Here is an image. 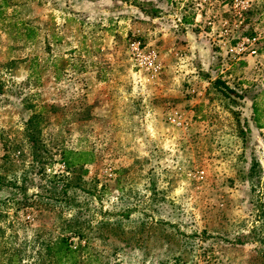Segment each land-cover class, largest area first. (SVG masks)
<instances>
[{
    "label": "rangeland",
    "instance_id": "obj_1",
    "mask_svg": "<svg viewBox=\"0 0 264 264\" xmlns=\"http://www.w3.org/2000/svg\"><path fill=\"white\" fill-rule=\"evenodd\" d=\"M6 1L3 10L14 18L0 20L28 19L38 35L26 44L0 28V141L21 130L20 112L5 97L17 88L42 110L52 158L45 172L76 187L78 218H89L84 264H259L253 243L231 241L264 227V127L252 123L251 136L241 140L233 109L209 82L220 76L242 92V115L252 116V103L264 123V0H248L232 32L257 38L256 55L244 61L215 44L218 19H230L225 0H151L164 10L160 17L145 16L136 0ZM134 36L143 53H156V72L131 55ZM61 148L91 151L86 173L67 170ZM252 157L260 167L253 191L239 180ZM55 215L18 212L28 228L42 223L44 236L57 233ZM13 218L11 209L0 218L8 250L24 246L22 229L8 225ZM99 221L117 224L97 228ZM185 223L213 237L183 236Z\"/></svg>",
    "mask_w": 264,
    "mask_h": 264
},
{
    "label": "trees",
    "instance_id": "obj_2",
    "mask_svg": "<svg viewBox=\"0 0 264 264\" xmlns=\"http://www.w3.org/2000/svg\"><path fill=\"white\" fill-rule=\"evenodd\" d=\"M10 1L0 0V16L7 18V14L3 10L5 6L10 4ZM134 5L141 10L145 16L160 17L163 15L162 8L151 0H136ZM11 14L10 17L14 18ZM182 22L190 23L191 18L181 17ZM0 28L9 30L11 37L24 40V43L31 44L35 41L38 35V28L31 24L28 19L17 20L6 19L0 20ZM243 35V33L241 34ZM240 35V36H241ZM248 33L247 36H251ZM139 40L138 36L132 37L131 40ZM128 41V42H129ZM34 62V58L30 60ZM14 61L9 60L10 67ZM103 80L106 77L103 76ZM210 90L216 92L228 105L233 109L235 114V124L241 140H246V137L251 136V124L257 128L264 127V123H258V109L254 104L251 109L252 116H243V108L246 107V98L242 92L229 86L219 76L209 82ZM7 101L20 112L21 130L17 137H12L0 141V218L7 215L9 209L12 211V225L15 223V229H22L23 244L27 246V250L21 247H14L10 250L3 248L2 236L4 228L0 225V264H25V261L32 259L30 264H84L85 259L82 253L85 252L86 243L88 242V234L86 233V225L88 219H79L81 211L79 209V200L73 194L76 187L71 186L68 179L59 173H46V165L52 163L51 154L45 147L43 140V127L41 125L42 110L37 109L35 104L28 99V94H22V91L17 88L10 89L8 95L5 96ZM9 97H12L9 98ZM28 148L30 160L28 166H24V149ZM59 160H61L67 170L74 171L75 168H80V173H86V168L83 165L93 161L91 151H73L71 149L61 148L59 152ZM248 167L242 170V175L239 177L240 182L248 186L251 191L259 183L260 167L257 161L252 157ZM20 169L18 174L14 170ZM10 175V176H7ZM29 187H35L34 190L28 191ZM73 209L68 217L62 216L63 210ZM77 209V210H76ZM28 210L37 211L38 213H55L56 231L54 235H50L49 230H45V236L42 234L44 226L28 228V223L19 220L18 212L22 214ZM261 217L264 216L263 212ZM258 219V218H257ZM261 220V219H260ZM262 221V220H261ZM117 221L108 223L107 221H99L97 228L104 225H116ZM187 230H178L179 233L188 238L213 237L206 235L204 231H196L190 229V223H185ZM31 230V234L27 236L25 231ZM47 235V236H46ZM75 238V240H74ZM231 243L242 244L245 242L253 243L255 253L260 257L259 264L264 263V227L259 224L258 227L252 226L244 235L240 233L236 235ZM83 241V244L81 243ZM6 242V241H4ZM263 244V246H262ZM86 257V255H85Z\"/></svg>",
    "mask_w": 264,
    "mask_h": 264
},
{
    "label": "built area",
    "instance_id": "obj_3",
    "mask_svg": "<svg viewBox=\"0 0 264 264\" xmlns=\"http://www.w3.org/2000/svg\"><path fill=\"white\" fill-rule=\"evenodd\" d=\"M225 1L228 4L230 19H218L220 29L217 33V38L215 39L216 46L233 60L242 59L246 55L255 56L256 37L241 35L234 38L232 36L233 29L239 27L244 20V12L248 7V0ZM214 19V15L207 19L206 23L210 26V30L213 28ZM128 45L131 55L138 62L139 66L144 67L145 70H151L153 72H156L159 69L160 64L154 51L143 53L138 40H132ZM173 114V116H175L177 113L173 112ZM172 119H174V117H172Z\"/></svg>",
    "mask_w": 264,
    "mask_h": 264
},
{
    "label": "crops",
    "instance_id": "obj_4",
    "mask_svg": "<svg viewBox=\"0 0 264 264\" xmlns=\"http://www.w3.org/2000/svg\"><path fill=\"white\" fill-rule=\"evenodd\" d=\"M174 21H175V24H177L176 22H179V21H180V18H176V20H174ZM179 23H180V22H179ZM250 57H254V56L246 55V56H244L241 60L244 61V60L249 59ZM238 63H239V62H238Z\"/></svg>",
    "mask_w": 264,
    "mask_h": 264
}]
</instances>
